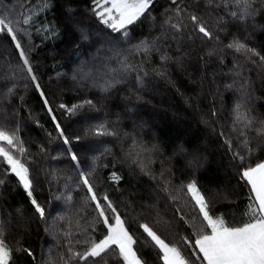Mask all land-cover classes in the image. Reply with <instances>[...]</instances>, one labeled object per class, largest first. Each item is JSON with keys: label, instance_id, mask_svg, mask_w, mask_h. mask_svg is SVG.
Instances as JSON below:
<instances>
[{"label": "snow or ice", "instance_id": "obj_1", "mask_svg": "<svg viewBox=\"0 0 264 264\" xmlns=\"http://www.w3.org/2000/svg\"><path fill=\"white\" fill-rule=\"evenodd\" d=\"M74 3L65 0V23L78 31L91 54L70 79L95 90L99 99L54 108L30 58L36 45L29 29H43L45 38L59 31L52 24L34 28L41 8L35 0H0V40L8 38L6 45L0 42V194L11 176L32 209L31 217L23 206L0 209V264H264V114L255 108L257 79L264 85V42H251L255 31H264V0H91L88 11L96 28L75 18ZM49 6L45 3L44 10ZM145 23L148 32L134 37L133 30ZM174 68L190 77L199 71L193 83L201 90L185 96V103L220 142L234 184L204 187L196 173L207 158L198 149L178 145L166 156L158 143L143 138L142 122L134 120L131 130L122 126L145 100L149 77L175 86ZM205 81L206 110L200 108ZM123 86L128 87L124 109L110 119L107 101ZM21 88L25 95L30 88L39 94L56 133L45 129L47 140L34 142L35 151L22 136L25 120L44 126L19 94ZM101 109L105 118L85 116L81 134H68L57 118V110L76 117ZM56 140L65 147L52 155L47 145ZM73 141L90 142L88 162L82 163ZM177 154L190 157V176H177L172 163ZM64 156L69 166H44ZM118 164L148 179L139 204L123 193L121 200L112 198L109 189L119 190L124 180ZM108 168L113 170L104 176ZM40 174L49 186L57 185L48 203L57 201L58 207H46L34 194ZM241 192L243 205L237 202ZM33 220L52 241L39 257L23 242Z\"/></svg>", "mask_w": 264, "mask_h": 264}, {"label": "trees", "instance_id": "obj_2", "mask_svg": "<svg viewBox=\"0 0 264 264\" xmlns=\"http://www.w3.org/2000/svg\"><path fill=\"white\" fill-rule=\"evenodd\" d=\"M15 2V0H10ZM164 0H159V4H163ZM36 4H40L39 18L36 20L34 28H41L42 25L47 27L49 24L54 25L59 35L53 37L51 34L45 38V31H35L30 28V35L32 43L36 45L35 51L31 54V59L37 75L41 79L42 86L45 88L49 99L54 108L59 103H66L69 106L76 103L78 100L84 98L99 99V94L95 90L81 88L73 83L70 79V74L75 66L87 58L91 54V50L85 43L81 42L79 33L73 27L67 26L64 19V10L66 8L65 0H35ZM49 4V9L44 10L43 5ZM91 5V0H75L74 7L76 11V19L83 20L86 24H91L93 28L99 27L97 21L92 18L88 8ZM159 6L157 11H159ZM264 22V21H261ZM148 32L147 23L137 26L132 35L140 37ZM244 30L241 29V35H244ZM8 38L4 37L0 42L5 43ZM27 37L24 41L27 42ZM135 42V41H133ZM251 42L253 44H260L264 42V31L257 30L253 33ZM196 53H193V66H195ZM230 59V58H229ZM155 62V58H154ZM212 69H209L211 71ZM67 73L68 76L61 75L57 77V73ZM188 72L192 73L193 68L189 67ZM172 80L175 81V86L154 77L148 78L146 91L143 93L145 100L138 106V110L131 115V118H126L122 121V126L125 129L131 130L133 121L142 122L144 127L141 135L145 140L154 141L158 143L164 150L166 156H172L173 151L178 145H183L184 148L191 152L198 149L200 154L206 156L204 166L197 171V176L200 183L206 188H216L228 183H235L232 180L231 170L228 167V157L224 154L220 142L212 134L211 130L200 120V114L190 108L185 103V96L195 95L200 92L201 86L198 83H193L199 76V71L195 72L191 77L179 68L171 70ZM219 79V77H218ZM208 83L205 81L204 90L205 95L201 96L200 108L206 110L209 103L207 93ZM255 95L258 97L255 101L256 113L258 115L264 114V85L259 79L256 81ZM179 88V92H177ZM128 87L123 86L117 93L107 101L108 104V118L114 119L116 112H122L125 102L122 96L127 94ZM180 93H183L182 96ZM20 95H25L23 88L20 89ZM26 103L32 110L33 114L40 121L44 127L41 128L33 123L31 120H25L22 136L28 141L32 151L36 150L34 142H46V132L52 131L55 136L54 125L51 117L47 114L45 108L42 107V100L39 94L30 88L25 95ZM227 105L231 104V93L225 95ZM18 103V99L14 101ZM219 103V101H217ZM24 116L27 118V111H24ZM226 115V113H225ZM85 116L102 120L105 118V111H88L81 116L67 117L62 110H57V118L61 121L66 132L70 135L81 134V130L85 125ZM90 142L81 141L77 143L73 141V149L81 155L82 163L89 161L92 153L88 152ZM52 155L63 151L64 147L59 140L47 145ZM118 151V149H117ZM112 157L104 162H108ZM190 157L177 154L172 163L177 176L188 177L192 174V170L187 167V161ZM70 165V158L67 156L61 157L59 161H50L45 167H67ZM155 167L159 168L157 163ZM113 169L108 168L103 170V175ZM117 170L124 175V180L121 182L119 190L109 189L110 194L114 200H121L123 197L128 200L136 201L139 204L140 199L146 195L148 179L144 177L140 179L130 173L126 166L117 165ZM2 171V170H0ZM51 187V191H50ZM57 189V185L49 186L45 182L44 176L39 175V182L37 183L36 192L37 199L45 204L46 207L56 208L59 202L52 201L49 205L48 201L51 199L52 193ZM240 205L244 203V194L240 193L237 198ZM23 206L24 215L31 217L32 209L30 202L27 200L26 193L23 189L16 186L15 179L8 177V182L2 188L0 194V209L4 212L14 211L16 208ZM218 208L225 207V205H217ZM54 214V213H53ZM27 246H30L39 257L42 247L46 248L51 244L50 237L46 236L43 231V224L38 220H33L29 226L28 231L24 233V241Z\"/></svg>", "mask_w": 264, "mask_h": 264}]
</instances>
